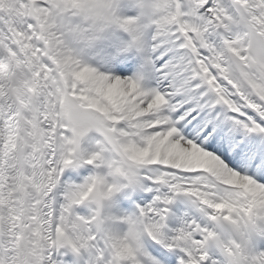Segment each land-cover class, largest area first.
Wrapping results in <instances>:
<instances>
[{
    "label": "snow or ice",
    "instance_id": "1",
    "mask_svg": "<svg viewBox=\"0 0 264 264\" xmlns=\"http://www.w3.org/2000/svg\"><path fill=\"white\" fill-rule=\"evenodd\" d=\"M0 264H264V0H0Z\"/></svg>",
    "mask_w": 264,
    "mask_h": 264
}]
</instances>
